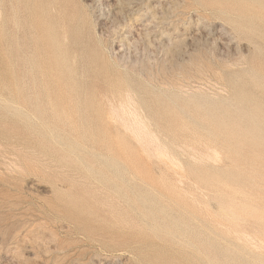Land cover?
<instances>
[{
  "label": "rangeland",
  "instance_id": "obj_1",
  "mask_svg": "<svg viewBox=\"0 0 264 264\" xmlns=\"http://www.w3.org/2000/svg\"><path fill=\"white\" fill-rule=\"evenodd\" d=\"M0 20V264H264V0H0Z\"/></svg>",
  "mask_w": 264,
  "mask_h": 264
},
{
  "label": "bare ground",
  "instance_id": "obj_2",
  "mask_svg": "<svg viewBox=\"0 0 264 264\" xmlns=\"http://www.w3.org/2000/svg\"><path fill=\"white\" fill-rule=\"evenodd\" d=\"M118 1H119V0H118ZM115 2H116V1H115ZM126 2H127V0H126ZM118 3H119V2H118ZM121 3H122V1H121ZM114 4H115V3H114ZM116 4H117V2H116ZM125 4H126V3H125ZM131 4H133V3H131ZM128 5H129V4H128ZM122 6H123V5H122ZM124 6H125V5H124ZM124 6H123V7H124ZM119 7H120V6H119ZM125 7H126V6H125ZM132 7H133V6H132ZM126 8H127V7H126ZM119 9H120V8H119ZM122 9H123V11L125 10L124 8H122ZM129 9H130V8H129ZM127 12H128V11H127ZM120 13H121V12H120ZM0 22H1V20H0ZM0 24H1V23H0ZM72 60H74V59H72ZM72 60H71V61H72ZM62 61H63V60H62ZM129 95H130V94H129ZM124 98H126V97H124ZM124 98H123V99H124ZM121 99H122V98H121ZM132 99H133V98H132ZM129 100H130V99H129ZM123 101H125V100H123ZM123 101H122V103H123ZM133 101H134V99H133ZM133 101H131V102H133ZM108 102H109V101H108ZM120 102H121V101H120ZM126 102H127V101H126ZM129 102H130V101H129ZM133 103H134V102H133ZM120 104H121V103H120ZM133 105H135V104H133ZM119 107H120V106H119ZM133 107H134V106H133ZM109 108H110V107H109ZM115 108H116V107H115ZM125 108L127 109V107H125ZM129 108H130V105H129ZM110 109H111V108H110ZM119 109H120V108H119ZM121 109H122V106H121ZM131 109H132V108H131ZM112 110H113V109H112ZM112 110H110V111L112 112ZM117 111H118V110H117ZM122 111H123V117H118V116H116L117 114H116V115L114 114V116H115V117H114V116L112 115L113 113L109 115V114H108L109 112L106 113L107 115H104V117L107 118V122H108V120H109V121H112V123H113V121H114V123H117V124H118V121H119V120H121L122 122L125 123L126 121H128L129 118L132 119V120H134V122H135V121H136V122L138 121L137 116H136L132 111H130V110L127 111V110H125V109L122 110ZM122 111H121V112H122ZM119 112H120V111H119ZM138 112H139V111H138ZM138 112H136V113H138ZM140 112H141V111H140ZM140 112H139V113H140ZM115 113H116V112H115ZM108 115H109V116H108ZM137 115H138V114H137ZM140 117H141V116H140ZM140 117H139V121H142V120H143V117H142V120H140V119H141ZM126 118H128V119L125 121ZM104 119H105V118H104ZM144 120H145V119H144ZM147 122H148V121H147ZM110 123H111V122H110ZM110 123H109V124H110ZM119 123H120V126L123 127V124H124V123H123L122 125H121V122H120V121H119ZM139 123H141V122H139ZM143 123H144V121H143ZM127 124H128V122H127ZM130 124H131V123H130ZM130 124H129V125H130ZM135 124L137 125V126H136V125H135V126L138 127V123H135ZM132 125H134V124H132ZM142 125H144V124H142ZM142 125H141V127H142ZM124 126H125V129H126V131H127L126 133L129 132V133L131 134V136H133V139H135V142L137 141L139 145H142V144H140L141 141L143 140L142 138L144 137V135L147 134V133H146L147 131L145 130V128L143 129V128H141V127L139 126L140 129L138 130V128H139V127H138L137 130H136V129L134 128L135 126H134V127H133V126H128V125H126V124H125ZM115 127H116V126H115ZM122 127H121V128H122ZM143 127H145V126H143ZM123 128H124V127H123ZM146 128H147V126H146ZM148 128H149V127H148ZM125 129H124V130H125ZM141 131H143V132L145 131L144 133H146V134L143 133V137H142V135H141V134H142ZM148 131H149V130H148ZM121 133H122V130H121ZM129 133H128L127 135H130ZM149 133H150V132H149ZM149 133H148V134H149ZM123 134H124V133H123ZM123 134H122V135H123ZM151 134H152V132H151ZM156 134H157V133H156ZM124 135H125V134H124ZM131 136H129V137H131ZM147 136H148V135H147ZM150 136H151V135H150ZM150 136H149V137H150ZM153 136H154V135L151 136V139H153V138H152ZM129 137H126V136H125L124 138H129ZM145 138H146V137H145ZM147 138H148V137H147ZM147 138H146V139H147ZM154 138H156V137L154 136ZM131 139H132V138H131ZM133 139H132V141L134 142ZM148 139H149V138H148ZM144 140H145V139H144ZM144 140H143V141H144ZM157 140H158V138H156V141H157ZM127 141H128V140H127ZM129 141H131V140H129ZM147 141H149V142H147ZM147 141H146V142L148 143V145L150 146V149H151V150H149V149H148V150L150 151V153H153L154 151L151 152V151H152V147H153V145H155L156 143L154 144V142L152 141V144H150V142H151L150 139L147 140ZM154 141H155V139H154ZM158 141H159V140H158ZM158 141H157V142H158ZM165 141H166V140H165ZM137 142L135 143V145L137 144ZM144 142H145V141H144ZM159 142H160V141H159ZM159 142L157 143L158 145H160ZM130 143H131V142H130ZM131 144H132V143H131ZM138 144H137V146H138ZM143 145H144V144H143ZM161 145H163V144H161ZM161 145H160V146H161ZM145 146H146V144H145ZM145 146H144V147H145ZM140 147H141V146H138V148H140ZM145 148H146V147H145ZM156 148H157V147H156ZM153 149H155V148H153ZM157 149H158V148H157ZM161 149H162V148H161ZM210 149H211V148H210ZM139 150H143L142 147H141V149H139ZM208 150H209V149H208ZM212 150H213V149H212ZM157 151H158V150H157ZM159 151H160V150H159ZM141 152H142V151H141ZM141 152H140V153H141ZM143 152H144V150H143ZM146 152H147V150H146ZM161 152H162V151H161ZM168 152H169V151H168ZM194 152H195V154H196V151H194ZM214 152H215V151H214ZM150 153H149V154H150ZM154 153H155V152H154ZM192 153H193V152H192ZM216 153L218 154V152H216ZM145 154H146V153H143V155H145ZM164 154H167V153L165 152ZM193 154H194V153H193ZM193 154H192V155H193ZM197 154H198V153H197ZM150 155H151V154H150ZM150 155H149V156H150ZM152 155H153V154H152ZM152 155H151V156H152ZM158 155H159V156H158L159 158L164 157V156H161V155L159 154V152H158ZM169 155H170V154H169ZM198 155H199V154H198ZM200 155H201V154H200ZM202 155H203V154H202ZM209 155H210V154H209ZM151 156H150V157H151ZM167 156H168V155H167ZM207 156H208V155H207ZM218 156H220V155H218ZM153 157H154V156H153ZM171 157L173 158V156H171ZM208 157H209V156H208ZM147 158H148V157H147ZM167 158H168V157L165 158L166 160L169 159L167 162L170 163L171 165H173L174 162H171V161H170V156H169L168 159H167ZM192 158H193V162H194V159H195V158H194V157H192ZM210 158H211V156H210ZM219 158H221V157H219ZM149 159H150V158H149ZM173 159H174V158H173ZM198 159H199V156H198ZM152 160H154V159H152ZM177 160H178V159H177ZM195 160H196V159H195ZM200 160H201V159H200ZM202 160H203V157H202ZM202 160H201V161H202ZM204 161H205V160H204ZM204 161L201 162V163L203 164ZM158 162H159V160H158ZM220 162H221V160H220ZM160 163H161V162H160ZM179 163H180V162H179ZM199 163H200V162L198 161L197 164H199ZM206 163H207V162H206ZM175 164H176V163H175ZM177 164H178V163H177ZM177 164H176V166H177ZM161 165H162V164H161ZM180 165H181V164H180ZM164 167H166V166H164ZM174 167H175V165H174ZM181 167H182V166H181ZM166 168H168V167H166ZM182 168H183V167H182ZM169 169H170V168H169ZM174 169H175V168H174ZM180 169H181V168H180ZM180 169H179V171H181ZM163 170H164V169H163ZM183 170H184V169H183ZM169 171H171V169H170ZM177 171H178V170H177ZM116 172H120V171L117 170ZM184 172H185V170H184ZM123 173H124V174L127 173L126 170H123ZM168 173H169V172H168ZM171 173H172V172H171ZM181 173H183V172H181ZM185 173H186V172H185ZM174 174H175V173H174ZM186 174H187V173H186ZM170 176H171V174H170ZM175 176H176V175H175ZM177 176H179V175H177ZM187 176H189V175H187ZM189 178H190V177H189ZM173 179L175 180L176 178L173 177ZM184 179H185V176H184ZM184 179H183V180H184ZM190 179H191V178H190ZM176 180H177V181L181 184V186H182L183 181H182L181 177H177ZM176 180H175V181H176ZM186 180H187V179H186ZM184 181H185V180H184ZM187 181H188V180H187ZM193 181H194V180H193ZM185 182H186V181H185ZM176 184H177V182H176ZM189 184H190V183H189ZM193 184H195V183H193ZM195 185H196V184H195ZM179 186H180V185H179ZM192 186H193V185H192ZM197 188H198V187H197ZM178 189H180V188L178 187ZM119 190H121L120 187L116 189V191H119ZM194 190H196V189L194 188ZM198 190H200V189L198 188ZM180 191H182V190L180 189ZM182 192H184V191H182ZM196 192H199V191H196ZM184 193H185V192H184ZM199 193H200V192H199ZM179 194H180V193H179ZM185 194H186V193H185ZM185 194H184V195H185ZM186 195H187V194H186ZM182 196H183V195H182ZM201 196H202L203 199H205V196H207V195H206L204 192H202V190H201ZM192 197H193V196H190V199H191ZM192 200H193V198H192ZM194 201H195V200H194ZM196 203H197V202H196ZM140 204H141V203H140ZM204 205H206V207L209 206V204H208V202H207V199H206V202L204 203ZM207 208H208V207H207ZM233 211H234V210H233ZM233 211H231V212H233ZM237 212H238V211H237ZM233 213H234V212H233ZM231 214H232V213H231ZM236 214H237V213L235 212L234 215H236ZM238 215H239V214H238ZM239 216H240V215H239ZM239 216H238V217H239ZM233 217H234V216H233ZM239 219H240V218H239ZM236 220H237V219H236ZM237 221H238V220H237ZM237 221H235V222H237ZM238 222H239V221H238ZM241 222H242V221H241ZM239 223H240V222H239ZM234 224H235V223H234ZM238 225H239V224H238ZM232 227H234V226H232ZM234 232H235V231H234ZM254 236H256V235H254Z\"/></svg>",
  "mask_w": 264,
  "mask_h": 264
}]
</instances>
